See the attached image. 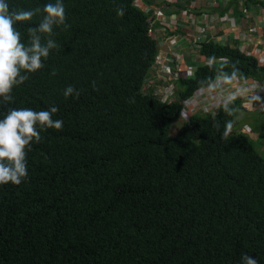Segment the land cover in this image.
<instances>
[{
  "label": "trees",
  "instance_id": "trees-1",
  "mask_svg": "<svg viewBox=\"0 0 264 264\" xmlns=\"http://www.w3.org/2000/svg\"><path fill=\"white\" fill-rule=\"evenodd\" d=\"M63 2L59 47L0 106H56L64 122L31 145L23 183L0 185V264H236L245 253L264 264V97H237L230 113L221 105L170 132L217 70L261 84L264 64L237 43H203L199 54L216 62L178 77L175 100L162 101L145 90L159 45L137 0ZM40 19L19 26L22 40ZM69 85L78 97H64Z\"/></svg>",
  "mask_w": 264,
  "mask_h": 264
},
{
  "label": "clouds",
  "instance_id": "clouds-1",
  "mask_svg": "<svg viewBox=\"0 0 264 264\" xmlns=\"http://www.w3.org/2000/svg\"><path fill=\"white\" fill-rule=\"evenodd\" d=\"M146 13L151 15L150 11ZM187 14L189 21L191 15ZM117 15L123 16V9H117ZM150 15L148 16L150 26L153 28L152 35L156 40L155 30H159L156 29V23L160 26V31L166 33L169 20L166 21L165 17L155 14L150 18ZM36 16H40L41 19L35 27L28 29V38L25 42L18 30L19 26L22 23L31 22ZM196 18L195 16L191 19L192 22ZM66 20L63 0L48 2L43 5L42 9L40 7L13 8L9 0H0V106L13 103V90L29 80L30 74L45 67V61L48 60L52 51L59 47L52 39L54 30L59 27L65 29L70 27ZM157 43L159 44L160 41L157 40ZM215 62V56L208 58L209 67ZM239 79H242L239 68L232 66L230 73L217 70L215 77L206 84L210 93L220 89L219 103L226 112L232 111L231 105L241 94L240 89L233 91L227 86L233 85ZM63 95L67 99L78 97L79 93L69 85L64 89ZM58 111L56 106H49L46 110L40 111L31 108L0 110V185L9 183L20 185L26 180L28 176L27 151L34 142H40L42 132L49 129H62L63 120L53 118ZM232 123V121L226 123L222 136H227V130L232 127ZM236 264H259V260L245 253Z\"/></svg>",
  "mask_w": 264,
  "mask_h": 264
},
{
  "label": "crops",
  "instance_id": "crops-1",
  "mask_svg": "<svg viewBox=\"0 0 264 264\" xmlns=\"http://www.w3.org/2000/svg\"><path fill=\"white\" fill-rule=\"evenodd\" d=\"M137 3L151 15L169 20L166 33L160 31L157 23L159 30H155L160 39L158 58L167 66L166 76L178 72L181 77L189 78L195 68L208 64V59L198 52L204 41L230 46L237 43L242 52L264 64V0H137ZM184 10L197 20L190 23L182 16ZM204 23H209V30L202 29ZM244 107L256 110L257 103H244Z\"/></svg>",
  "mask_w": 264,
  "mask_h": 264
},
{
  "label": "built area",
  "instance_id": "built-area-1",
  "mask_svg": "<svg viewBox=\"0 0 264 264\" xmlns=\"http://www.w3.org/2000/svg\"><path fill=\"white\" fill-rule=\"evenodd\" d=\"M198 42V41H197ZM199 43H196V47L199 48ZM167 66L159 60L156 61V64L153 68V73L146 80L145 90L146 92H152L153 96L162 100V101H174L175 100V89L174 81L179 76L178 72H175L173 75L166 76L165 72ZM157 82H164L166 84L165 90H169L167 95H161L162 89L157 86ZM234 91L235 88L247 92V96L258 95L264 97V83L254 84L250 82H243L237 80L233 85L227 86ZM171 92V94H170ZM219 93L220 89H216L215 92L210 93L207 88L202 89L194 93L193 96L186 99L183 103V114L185 117H191L195 114H210L221 106L219 103ZM227 94V93H224ZM244 97V96H238Z\"/></svg>",
  "mask_w": 264,
  "mask_h": 264
},
{
  "label": "rangeland",
  "instance_id": "rangeland-1",
  "mask_svg": "<svg viewBox=\"0 0 264 264\" xmlns=\"http://www.w3.org/2000/svg\"><path fill=\"white\" fill-rule=\"evenodd\" d=\"M187 13H189V12H185V11H182V16L183 17H185L186 19H187ZM190 15H191V19H193L195 16L194 15H192V13L190 12L189 13ZM189 22L191 23L192 22V20H189ZM207 24H209V23H204V25H202V29H210V25H207ZM167 37V36H166ZM154 39H155V37H153ZM158 40V42H159V38L156 36V41ZM207 42H211V41H204V42H202L201 43V46H202V44L203 43H207ZM162 43V42H161ZM195 46H196V44H195ZM201 46H200V48H201ZM200 55V54H199ZM206 59V58H205ZM188 66H191L190 64L188 65ZM175 73V72H174ZM174 73H172L171 75H173ZM179 73H181V69L179 70ZM179 77H181V74H179ZM157 86H159L161 89H162V91H161V95H167L168 93H169V90H165V88H166V84L164 83V82H157ZM236 89H238V88H235L234 89V91L236 90ZM170 94H171V92H170ZM248 94H247V92H243L242 90H241V94L239 95V96H247ZM259 97V96H258ZM185 118V116H184V114L182 115V118H179L178 120H176L172 125H171V130H170V132H171V134H175L176 132H177V130L180 128V126L182 125V119H184ZM252 136V135H251ZM253 138H254V136H252Z\"/></svg>",
  "mask_w": 264,
  "mask_h": 264
}]
</instances>
